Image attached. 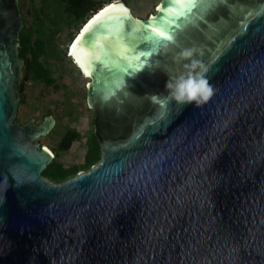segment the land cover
Wrapping results in <instances>:
<instances>
[{"label":"water","instance_id":"obj_1","mask_svg":"<svg viewBox=\"0 0 264 264\" xmlns=\"http://www.w3.org/2000/svg\"><path fill=\"white\" fill-rule=\"evenodd\" d=\"M121 2L123 17L105 12ZM129 8L104 3L71 40L103 153L55 183L40 172L50 154L33 143L53 117L16 121L24 19L19 0H0V264H264V0H159L144 18ZM168 9H190L170 40L146 30L175 19ZM97 27L104 63L92 71L81 42ZM121 40L136 50L131 74ZM149 46L150 63L136 70ZM185 49L195 52L178 61ZM192 60L213 87L200 107L165 87Z\"/></svg>","mask_w":264,"mask_h":264},{"label":"trees","instance_id":"obj_2","mask_svg":"<svg viewBox=\"0 0 264 264\" xmlns=\"http://www.w3.org/2000/svg\"><path fill=\"white\" fill-rule=\"evenodd\" d=\"M42 1L45 4L46 10L49 11L48 14L51 16L49 20L45 21L38 8L34 7L33 12L35 15L32 23L29 25L25 24L20 32L19 55L24 60V68L22 78L18 85V96L20 98V103H24L25 89L28 82H30L33 86H37L42 83L45 86V90L51 87H60L59 85H61L62 97L58 100V102L62 103L63 106H65L64 110L68 111L69 108L65 102L66 100L68 101L73 94L67 83L62 82V78L66 73L65 71H61L59 77L55 76L53 72L54 69L49 63L51 58L56 60L61 58L59 42L56 41L59 29L58 27H54V25L60 23V19L64 14L71 16L69 21L74 23L81 21L82 24V22L87 19L93 11L111 0H105L102 2L97 0ZM66 49L67 47L63 50L64 54L66 53ZM50 110L51 109H46V111ZM95 146L96 148L93 152V158L94 160H98L100 158V149L98 143ZM57 178L60 180L64 179L65 173L59 174Z\"/></svg>","mask_w":264,"mask_h":264},{"label":"rangeland","instance_id":"obj_3","mask_svg":"<svg viewBox=\"0 0 264 264\" xmlns=\"http://www.w3.org/2000/svg\"><path fill=\"white\" fill-rule=\"evenodd\" d=\"M97 1L102 2L105 0ZM121 1L125 2L131 8V10H133V14L140 18H144L150 13H153L157 6L156 3L159 2V0ZM19 3L23 14L24 25H29L32 23L35 15L33 12L34 7L38 8L42 18L45 21H48L51 17L48 14L49 11L46 10L45 4L42 0H19ZM70 17L71 16L64 14L60 19V23L54 25V27H58L59 29V32L56 36V41L59 42V51L61 54V58L57 60L51 58L49 63L54 69L53 72L55 76L59 77L61 71H65L66 74L62 78V82L67 83L70 91L73 94L71 95L72 97L68 99V101L66 100L65 104L68 105L67 107L69 108V110L73 112H79L85 109L84 103L86 102L87 79L83 77V74L72 62L67 51L65 54L63 53V50L69 45L74 36V33L78 29V26L81 24V21H77V23L69 21ZM59 86L60 87H51L45 90V86L42 83L37 86H33L30 82H28L25 89V101L24 103H20L19 101L17 110L18 117H22L24 119L33 118L38 121L46 111V109L53 110L57 115L61 114L65 109V106H63L62 103L58 102V100L62 97L61 85ZM80 119H82V117ZM82 120L85 119L83 118ZM82 120L80 122V125L83 124ZM61 121H66L65 114H61ZM61 121L59 118L58 127L61 125Z\"/></svg>","mask_w":264,"mask_h":264},{"label":"flooded vegetation","instance_id":"obj_4","mask_svg":"<svg viewBox=\"0 0 264 264\" xmlns=\"http://www.w3.org/2000/svg\"><path fill=\"white\" fill-rule=\"evenodd\" d=\"M17 113L18 111L16 112V121L21 127L28 125L31 120L34 125H38L44 122L46 117L52 116L54 119V125L50 131L33 140V143L37 145V150L45 148L51 156L40 171L41 175L49 181L57 183L85 173L102 159L103 151L95 124L96 113L90 108L87 101L85 109L82 111L63 110L61 114H65V122L61 121V114L57 115L53 110L45 111L38 121L33 118L18 117ZM81 117L85 120L80 119ZM59 118L61 125L58 127ZM81 120L83 121L82 125H80ZM97 143L100 149V158L94 160L93 152ZM61 173H65V178L60 180L57 176Z\"/></svg>","mask_w":264,"mask_h":264},{"label":"snow or ice","instance_id":"obj_5","mask_svg":"<svg viewBox=\"0 0 264 264\" xmlns=\"http://www.w3.org/2000/svg\"><path fill=\"white\" fill-rule=\"evenodd\" d=\"M165 2L168 4H171L174 2H179V0H165ZM192 2L195 3V0H192ZM167 11H172L175 19L169 20L168 16L165 15L164 17L160 18L161 24L164 25V28H162L161 30L158 31L157 27H154L152 25H147L146 30L150 28L151 32L153 34H155L157 37L170 40V39H172V35L168 32V28L171 26V24L175 23L176 19H179L180 16H186L190 12V9H184V10L168 9ZM105 12H108L109 14H115L119 17H123L124 15L127 14V9L120 8L117 6H111V9H106ZM104 14L105 13L102 12L100 14V16H98L96 18V20L99 21L100 17L103 16ZM153 19H156V18H153ZM177 27H179V25H177ZM86 31H87V29H86ZM134 31H138V30H134ZM99 32H101V29L99 27L93 29L91 34L81 42L82 50H86V51L92 53L91 58L88 61V66L92 71L96 70L95 66L97 63H101V64L104 63L103 53L100 52L99 49L92 47L93 43L100 44L104 40V37L102 35H97ZM119 43L121 46V51L124 53V55L119 58V62H123V64L125 65V69L129 70V74H131V62L127 59V53L128 52H135L136 50L129 47L127 44H125V42L123 40H121ZM141 43L142 44H148V38L146 35H145V38L143 40H141ZM73 47H75V45H73ZM152 55H153V53L150 50V46L147 48L139 49V52L136 56V61H137L136 70H139L145 64L150 63V57ZM76 62L80 63L79 60H77ZM80 66L83 68L84 64H81ZM111 70L114 71V69H111ZM86 74H88V72H86Z\"/></svg>","mask_w":264,"mask_h":264},{"label":"clouds","instance_id":"obj_6","mask_svg":"<svg viewBox=\"0 0 264 264\" xmlns=\"http://www.w3.org/2000/svg\"><path fill=\"white\" fill-rule=\"evenodd\" d=\"M66 51L69 57H71L68 46ZM194 52L195 49H185L177 57V60L191 58ZM71 60L73 62L72 58ZM198 66L199 71H194ZM184 68L188 69V71L181 72L179 75L166 81L165 87L169 90L170 98L175 100L177 104L181 106L194 105L195 107H200L207 103L213 96V87L206 77L208 68L203 65H198L196 60H192L190 64H185Z\"/></svg>","mask_w":264,"mask_h":264},{"label":"bare ground","instance_id":"obj_7","mask_svg":"<svg viewBox=\"0 0 264 264\" xmlns=\"http://www.w3.org/2000/svg\"><path fill=\"white\" fill-rule=\"evenodd\" d=\"M116 5L124 6L122 2H121V3H118V4H112L111 6H116ZM156 5H158V2L156 3ZM111 6H108V8H106V9H110ZM129 9H130L131 12L133 11V10H131V8H129ZM132 13H133V12H132ZM136 17H137V16H136ZM85 27H88V26H85ZM85 27H84L83 29H86ZM78 37H79V36H78ZM78 37L74 40V42L71 41V42L69 43V45H68V50H69L70 54H72L73 45H74L75 42L77 41ZM78 65H79V64H78ZM76 67L80 70V72H82V71H81V70H82L81 67L79 68L77 65H76ZM82 74H83V73H82ZM83 77L86 78L87 81L89 80L88 75H83Z\"/></svg>","mask_w":264,"mask_h":264}]
</instances>
